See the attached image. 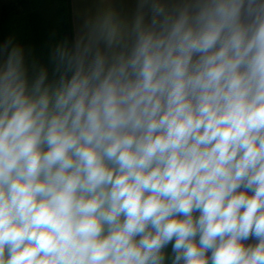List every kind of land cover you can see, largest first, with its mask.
I'll return each mask as SVG.
<instances>
[{
  "label": "clouds",
  "instance_id": "obj_1",
  "mask_svg": "<svg viewBox=\"0 0 264 264\" xmlns=\"http://www.w3.org/2000/svg\"><path fill=\"white\" fill-rule=\"evenodd\" d=\"M29 56L0 43V264H264V0H103Z\"/></svg>",
  "mask_w": 264,
  "mask_h": 264
},
{
  "label": "crops",
  "instance_id": "obj_2",
  "mask_svg": "<svg viewBox=\"0 0 264 264\" xmlns=\"http://www.w3.org/2000/svg\"><path fill=\"white\" fill-rule=\"evenodd\" d=\"M107 2L121 16L130 19L135 12L137 0H107ZM8 4L12 10L9 14L11 18V36L14 38L15 43L21 45L26 52L30 53V60L37 63L39 54L38 47L36 48L31 44L36 42L44 43L45 48L42 51L45 52L47 50L50 54L52 48L64 39L65 36L61 27L58 29L59 32L57 34L50 30L48 25L55 20L46 17L44 6L38 2L34 0H3L0 2V11L4 7H8ZM67 4L68 38H71L84 17L94 14L103 5V0H67ZM59 24L61 25V21H59ZM252 242L251 240L248 241V243ZM168 253H171V246L168 248Z\"/></svg>",
  "mask_w": 264,
  "mask_h": 264
},
{
  "label": "trees",
  "instance_id": "obj_3",
  "mask_svg": "<svg viewBox=\"0 0 264 264\" xmlns=\"http://www.w3.org/2000/svg\"><path fill=\"white\" fill-rule=\"evenodd\" d=\"M61 2H62V8H60L61 9L60 10L61 11V17H62L61 30L63 31V35L65 36L64 37V39H65V38H68V33H69V23H68V17H67L68 4H67V0H61ZM10 7H11L10 5L8 7L6 6L0 11L1 43L3 41L7 40L9 37H12L11 32H10V26H11L10 20H11V18L9 15L12 12V10ZM31 45L36 47V48L38 47V50H39L37 64L47 66L48 60H49V57H48L49 52L47 50H45V52L42 51V49L45 48V44L40 43V42H36L35 44H31Z\"/></svg>",
  "mask_w": 264,
  "mask_h": 264
},
{
  "label": "rangeland",
  "instance_id": "obj_4",
  "mask_svg": "<svg viewBox=\"0 0 264 264\" xmlns=\"http://www.w3.org/2000/svg\"><path fill=\"white\" fill-rule=\"evenodd\" d=\"M1 1L3 0H0V2ZM34 1L44 6V10H45L44 14L46 15V17H48V19L55 20L54 22L52 21L48 25V27L50 28V30H53L54 34H57V32H59L58 29L61 27L59 21H61L62 19L61 11H60L61 10L60 8H62L61 0H34ZM49 15L51 18L49 17Z\"/></svg>",
  "mask_w": 264,
  "mask_h": 264
}]
</instances>
